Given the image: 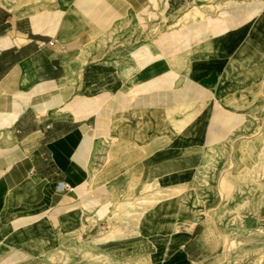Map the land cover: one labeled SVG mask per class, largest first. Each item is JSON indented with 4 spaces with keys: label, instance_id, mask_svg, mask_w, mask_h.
Wrapping results in <instances>:
<instances>
[{
    "label": "crops",
    "instance_id": "obj_1",
    "mask_svg": "<svg viewBox=\"0 0 264 264\" xmlns=\"http://www.w3.org/2000/svg\"><path fill=\"white\" fill-rule=\"evenodd\" d=\"M185 2L0 0V264H46L66 238L94 255L120 240L108 227L129 232L125 225L151 220L148 235L121 238L148 248V264L241 258L230 257L235 242L224 241L214 217L182 221L179 189L202 167L214 172L224 147L242 137L246 114L224 102L234 87L225 78L243 76L236 86L244 88L264 76V0H233L204 20L142 37L136 24L180 15ZM102 33L106 41L96 42ZM126 36L130 48L111 42ZM159 189L170 197L144 206ZM130 201L129 215L144 209L136 224L123 218ZM161 205L164 222L177 212L176 225L157 232L162 218L147 212ZM258 223L263 233L264 198ZM244 241L264 248V235Z\"/></svg>",
    "mask_w": 264,
    "mask_h": 264
},
{
    "label": "rangeland",
    "instance_id": "obj_2",
    "mask_svg": "<svg viewBox=\"0 0 264 264\" xmlns=\"http://www.w3.org/2000/svg\"><path fill=\"white\" fill-rule=\"evenodd\" d=\"M233 0H184L185 5L181 8V3L179 4L178 13L170 19L165 17L168 12H162L160 17L156 20H149L147 24H136L142 33V37H155L163 30L181 28L189 23L195 22L197 20H204L210 15L218 14L219 9L227 7L232 4ZM236 1V0H235ZM247 2L257 1V0H245ZM179 15V16H178ZM258 14H255L249 24L242 28L240 31H248L249 28L254 23ZM178 16V17H177ZM135 28V27H134ZM118 32V26L115 25L108 32L110 33L109 39L118 37L113 35V32ZM239 31V32H240ZM126 30H124V34ZM102 33L101 36L97 38V41H106V34ZM121 36V35H119ZM131 36V35H130ZM130 36L124 38L119 37L111 42L120 43V45L126 48L132 47V43L140 39V33L137 32L135 36V41H127ZM231 35H225L221 37V40L228 39ZM142 40V38L140 39ZM208 43H205L208 46ZM237 74V71L236 73ZM243 76H233L229 75V78H225L226 85L229 80H231L234 85L233 88L227 87V89H232L229 96L224 99V102L230 108L234 107L238 111H245L246 114V126L238 132L239 136L234 141H231L224 149L229 150V160L226 157V152L222 161L217 166L214 172H207L208 168L201 169V173L198 174V178L194 180L191 179L190 184L187 186H182L179 189V199L178 202L183 201V209L181 211L182 221L194 220V222L199 221L201 218H207V216L214 217L218 222L220 233H226L224 241L235 243L230 247H236L230 252V257L234 259L235 254H243L241 258H237L236 262H225L224 264H264V248H258V244L254 241L247 242L244 245V238L248 236H261L264 232H260L257 228L260 227L258 223V218L260 215L261 203H263L264 198V76L261 77L259 83H253L244 88L242 86H236V82H239ZM236 86V87H235ZM237 91V92H236ZM237 137V136H236ZM241 137V138H240ZM246 137V138H245ZM251 141L249 146H245V143ZM234 144V146H233ZM247 151L244 152V150ZM245 156L247 161H244ZM206 162V160H204ZM240 171H245L246 176L241 177ZM228 174H230L228 176ZM235 177V178H233ZM249 177V178H248ZM153 185L146 184L147 189ZM158 187V186H154ZM158 194L145 198L146 203L144 206H150L153 204L154 207L158 206L165 201L167 197L160 193V189L157 191ZM144 194V193H143ZM141 194V195H143ZM147 196V195H146ZM139 198L145 196H137ZM174 197V196H173ZM136 198V199H139ZM135 199V200H136ZM185 199V200H184ZM126 211L127 216H124V220L129 221L130 224H136L142 217L143 210L139 213L132 214V208H134L133 201L127 202ZM138 203V202H137ZM151 203V204H149ZM162 208V209H161ZM163 206L159 209H155L150 214L151 217L159 216L162 218L158 221L159 227L157 232H164L170 230L176 225V222H172L171 219L176 217V211L168 212L170 217L167 222H164V211ZM189 218V219H188ZM129 219V220H128ZM199 219V220H198ZM153 224L152 220L148 224H143L140 227L133 225H125L126 230L129 232H124L125 228H115L118 230H111L108 227L109 235L111 239H120L116 242H109L108 244L98 247L93 250L94 255L85 254L83 250L90 249V247L82 246L79 242L75 240H62L60 244V250L54 253H50L44 258L46 264H124L125 262H130L138 260V264H148L143 257L148 254V248L144 247L143 244L139 245L136 242L130 240L123 241V236L137 235L138 230L141 229V234L148 235L151 229H147L146 225ZM180 223L177 224L176 228L179 230ZM264 229V228H263ZM228 231L229 236L227 237ZM154 234V233H152ZM118 236V237H117ZM222 236V235H221ZM222 238V237H221ZM81 239V238H77ZM223 245V241L221 243ZM252 245V250H245L243 247ZM87 247V248H86ZM125 247V249H121ZM233 247V248H234ZM117 248L118 249L117 251ZM145 248V250H143ZM223 246L220 248V252H223ZM247 252V253H246ZM101 255H98L100 254ZM247 255V256H246ZM216 264H220L219 262Z\"/></svg>",
    "mask_w": 264,
    "mask_h": 264
},
{
    "label": "built area",
    "instance_id": "obj_3",
    "mask_svg": "<svg viewBox=\"0 0 264 264\" xmlns=\"http://www.w3.org/2000/svg\"><path fill=\"white\" fill-rule=\"evenodd\" d=\"M66 186H63L62 188L65 189Z\"/></svg>",
    "mask_w": 264,
    "mask_h": 264
}]
</instances>
